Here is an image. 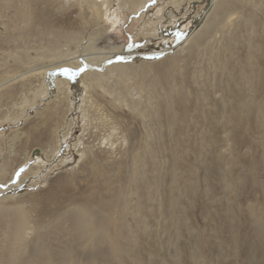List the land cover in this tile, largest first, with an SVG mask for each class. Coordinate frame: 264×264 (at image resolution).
<instances>
[{"label": "rangeland", "instance_id": "obj_1", "mask_svg": "<svg viewBox=\"0 0 264 264\" xmlns=\"http://www.w3.org/2000/svg\"><path fill=\"white\" fill-rule=\"evenodd\" d=\"M109 1L86 26L85 3L0 0V241L22 210L24 257L54 264H261L264 243L248 213L264 214V0H234L243 7L234 24L217 19L202 44L196 34L211 0ZM175 54L173 122L154 80ZM56 79L72 91L74 124L64 132L67 101L60 110L50 102ZM108 124L117 126L113 147L99 142ZM83 141L102 171L82 156ZM86 209L98 215L99 238L72 225Z\"/></svg>", "mask_w": 264, "mask_h": 264}, {"label": "bare ground", "instance_id": "obj_2", "mask_svg": "<svg viewBox=\"0 0 264 264\" xmlns=\"http://www.w3.org/2000/svg\"><path fill=\"white\" fill-rule=\"evenodd\" d=\"M14 1V0H13ZM34 1V0H33ZM134 1V0H133ZM169 2L171 3H175L176 4V1L177 0H168ZM214 0H211V7L208 11H206L207 13L203 16V23H204V27H202L203 29H199V33L196 34L197 37H196V40L198 41V39H200V43L202 44V42L204 41H207L208 37H210V33L213 32V29L212 26L214 24H217L215 23V21L217 19H221V21L224 23V24H227L228 22H230V19L231 17H234V14L238 13L239 12V8L240 9H243V7H240L242 5H240L238 8H234V6L236 7L235 5V2L234 0H218V1H214ZM7 2V1H6ZM4 2V3H6ZM75 3H78L79 6H82L84 3H85V10H83V16H82V21H83V24H85L86 26H89L88 24H92L93 22H97L99 17L101 16V13H102V5H106L107 6V10H110L111 8V3L109 0H74ZM131 2V1H130ZM137 2V1H136ZM213 2V3H212ZM261 2V1H260ZM9 3V2H7ZM13 3V2H11ZM24 3V2H23ZM134 3V2H133ZM21 4V3H20ZM26 4V3H25ZM28 4V3H27ZM8 5V4H7ZM10 5V4H9ZM8 5V6H9ZM142 5V4H140ZM263 5V9H262V12L264 11V3H262ZM20 6V5H19ZM26 6V5H25ZM138 6V5H137ZM144 6V5H143ZM105 7V6H104ZM25 8V7H24ZM109 8V9H108ZM137 8V7H136ZM28 10V9H27ZM27 10H24L23 8H20L19 9V13L21 14H24L26 17L29 16V11ZM16 11V10H15ZM109 12V11H108ZM241 12V11H240ZM106 13V12H105ZM211 14V16H210ZM23 15V16H24ZM31 15V14H30ZM106 15V14H105ZM242 15V14H241ZM263 15V14H262ZM22 16V17H23ZM238 16V15H237ZM246 16V14H245ZM253 16V15H252ZM21 17V16H20ZM21 17V18H22ZM34 18V16H30L29 18ZM209 17V18H208ZM243 17V16H242ZM263 17V20H264V16ZM207 18L209 20H207ZM244 18V17H243ZM254 18V17H253ZM234 19V18H232ZM32 20V19H31ZM240 20V19H239ZM238 21V20H237ZM243 21V20H242ZM241 21V22H242ZM245 22V21H244ZM243 22V23H244ZM115 23V22H114ZM230 23H233L234 22H230ZM30 24V23H29ZM82 24V23H81ZM248 24V22H247ZM95 25V24H94ZM98 25V24H97ZM115 25V24H114ZM221 25V24H220ZM244 25V24H243ZM113 26V25H112ZM202 26V25H201ZM227 26V25H226ZM229 26V25H228ZM239 26V25H238ZM246 26V24L244 25ZM250 26V25H248ZM247 26V27H248ZM93 27V26H91ZM95 27V26H94ZM230 27V26H229ZM85 28V26H84ZM83 28V29H84ZM96 29L98 27H95ZM108 28V27H107ZM106 28V29H107ZM215 28V27H214ZM217 28V26H216ZM222 28V27H221ZM239 28V27H238ZM241 28V27H240ZM224 29V28H223ZM217 30V29H216ZM219 30V29H218ZM243 30V29H242ZM93 31V30H92ZM241 31V30H240ZM248 31V30H247ZM94 32H97V31H94ZM218 32V31H217ZM216 32V33H217ZM235 32V31H234ZM98 33V32H97ZM230 33V32H229ZM248 33V32H247ZM195 37V36H194ZM228 37V36H227ZM211 39V38H210ZM213 39V38H212ZM209 40V39H208ZM196 41V43H197ZM208 42V41H207ZM205 43V42H204ZM194 44V43H193ZM256 45V44H255ZM262 45V44H260ZM164 46V45H163ZM195 47V44L193 45ZM119 47V45L117 46ZM207 47V46H206ZM121 48V47H120ZM161 48V47H160ZM99 49V48H98ZM204 50V49H202ZM161 51V50H160ZM195 51V50H194ZM217 51V50H216ZM259 51V50H258ZM113 52V51H112ZM260 53V52H259ZM170 56V55H169ZM217 57V56H216ZM251 57V56H250ZM103 58V56H102ZM130 58V57H129ZM91 59V58H90ZM94 59V57H92V60ZM217 59V58H216ZM94 61V60H93ZM100 62V61H99ZM164 62V61H163ZM179 62V57L175 54L171 57L168 58L167 56V60L166 62L164 63V66L161 67L162 69L160 70L158 67V73L157 76H156V79L154 80V83L157 85V87H159V89L161 90L162 94L164 95V97L166 98V103L167 105L164 106L166 107L165 111H171L172 112V115H173V110L171 108V105L173 103V101L176 99L175 96L173 95V88L172 86L170 85V81L169 80L170 76H169V69H171V66L172 65H176V63ZM248 62V61H247ZM71 63V62H70ZM251 63V62H250ZM162 64V63H160ZM147 65V64H146ZM159 65V64H158ZM64 66V65H63ZM116 66V65H115ZM148 67V66H147ZM176 67V66H175ZM111 68V67H110ZM122 68V67H121ZM128 68V67H126ZM173 68V67H172ZM109 69V68H108ZM43 70H47V69H43ZM124 70V69H122ZM132 70V69H131ZM136 70V69H135ZM38 71V70H37ZM113 71V70H112ZM128 71V70H127ZM125 72V71H124ZM173 72V70L171 71ZM43 73V71H38L37 74H41ZM36 74V73H34ZM90 72L86 71L83 75H82V84L84 86V88L86 89V94L88 92H90V90L92 89V83L89 81V76ZM44 75V74H43ZM100 76V75H99ZM90 77V76H89ZM96 77V76H95ZM173 77V76H172ZM60 78V77H59ZM44 79V78H43ZM152 79V78H151ZM4 80V79H3ZM255 80V79H254ZM257 81V80H255ZM43 82V80H42ZM259 84H262L263 85V89H264V67L262 68L261 70V73H260V76H259V81H257ZM2 83V82H1ZM175 83V82H174ZM31 84V87L34 89H36L35 91L36 92H39V91H43L45 90V86L44 84H35V85H32L33 82L30 83ZM68 81H64V80H61V79H56V93L54 94V97L50 100V102L53 103V106L54 108L58 109L59 110L62 108V109H65V107H62L61 106V102L62 101H67V108H66V112H67V117H70L71 116V111H72V105H73V99H72V96H71V93L72 91L70 90L69 88V85H68ZM144 84V83H143ZM257 84V83H256ZM261 85V86H262ZM28 86H30L28 84ZM30 87V88H31ZM171 87V88H170ZM143 88V87H142ZM146 88V87H145ZM22 89V88H21ZM11 90V89H9ZM179 90V89H178ZM175 91V90H174ZM180 91V90H179ZM9 92V91H8ZM11 92V91H10ZM34 92V91H33ZM176 92V91H175ZM174 92V93H175ZM47 92H45L46 94ZM48 94V93H47ZM160 95V94H159ZM162 95V96H163ZM2 97V96H1ZM89 97V96H88ZM161 97V96H159ZM182 98V97H181ZM91 99V97L89 98ZM93 100V99H92ZM27 100H25L23 103H25ZM91 101V100H90ZM94 101V100H93ZM241 101V100H240ZM163 102V101H162ZM262 102V101H261ZM51 103V104H52ZM141 103V102H140ZM155 103V102H154ZM94 104V103H92ZM164 104V103H163ZM162 104V105H163ZM174 104V103H173ZM95 105V104H94ZM157 105V104H156ZM243 105V104H241ZM246 107L247 108H251L252 105L250 106V103H245ZM91 106V105H90ZM98 106V105H97ZM92 107V106H91ZM95 107V106H94ZM99 107V106H98ZM163 107V106H162ZM261 105H258V106H255V109L258 110L260 109L261 110ZM262 107H264V101L262 103ZM159 108V106H158ZM231 108V107H230ZM97 109V108H96ZM162 109V108H161ZM232 109V108H231ZM243 109V108H242ZM100 110V109H98ZM241 110V109H240ZM160 111V110H159ZM232 111V110H231ZM235 111V110H234ZM83 112H84V115L86 118L89 117V107L87 108L86 106L84 107L83 109ZM91 112V111H90ZM103 115H104V112H102ZM237 113V112H236ZM234 114V113H232ZM241 114V113H240ZM91 115V114H90ZM101 115V116H103ZM145 115V114H144ZM174 116V115H173ZM92 117V115H91ZM106 118V117H105ZM175 116L171 119L173 122L176 121L175 120ZM94 120V119H93ZM102 121V120H101ZM170 121V120H169ZM103 122V121H102ZM101 123V122H100ZM104 123V122H103ZM237 123V122H236ZM73 124H74V121L72 119V116L70 118V122H68L67 124H65L64 126H62V129L63 132L65 129L68 130H71L73 128ZM93 124V123H92ZM111 124V123H110ZM95 126V125H94ZM236 126V125H235ZM97 127V126H96ZM116 127L115 125H109L106 126L107 130L105 131L104 130V133L101 135V137L99 138V142L101 144H109V147H113L116 142H114V139H113V136H114V133L116 132ZM99 128V127H98ZM62 133V132H61ZM68 133H66L67 135ZM65 136V133L63 134ZM98 136V135H96ZM81 139H82V136H81ZM63 140V139H61ZM115 140H118V137L117 139ZM125 140V138H124ZM81 141V140H80ZM64 142V141H63ZM92 142V140H91ZM90 141H83V144L85 143V145H83V148L81 150V154L83 156V154H87L88 155V160L90 159V162L91 164H93V168L94 169H97L99 172L103 170L102 166H101V157H99L100 155L98 154V152L94 151V146L91 144ZM62 143V142H60ZM64 147V146H63ZM127 152V151H126ZM124 153V152H123ZM177 152L174 150V152H172V155L174 157V162L177 163ZM128 154V153H127ZM84 155V156H85ZM90 165V164H89ZM93 169V170H94ZM173 171V170H172ZM176 173V172H175ZM100 174V173H99ZM124 176V175H123ZM126 177V176H125ZM125 179L124 178H121V180L119 181L120 184L118 185V187L116 188V195H115V199L113 201V203L110 205V210H115V208L118 207V205L120 206L119 202L120 200H122V194L124 192V188H125ZM125 199V198H124ZM123 202V201H122ZM121 203V202H120ZM121 207H123V205H121ZM106 208V211L109 210ZM82 210V209H81ZM113 210V211H114ZM112 211V212H113ZM120 211V210H119ZM105 212V211H104ZM175 212V209H174V205H170V213H174ZM19 215L15 221L13 222L12 224V227L9 228V233H8V236L5 237V239H2L0 241V264H54L53 263V259L51 258V256H37L36 255H30L28 257H24V255L26 254V240L29 236V226L27 225V221L28 220L27 218H25V216H22V210H19L18 211ZM108 213V212H107ZM254 220V223L257 227V231L258 233L260 234L261 236V239H262V242L264 243V214L263 212H258V210L256 209L255 206H250L249 208V213H248ZM94 217H98L97 213H94V212H89V209H86V211L84 212V210L82 212L79 213L78 216H76V218L74 217L72 222H73V227L76 228V230L80 233V235L82 237L84 236H87V235H90V239H95V237L97 236L98 238L101 236V226L102 224L100 223V221H96L94 219ZM179 232V230L177 231ZM120 235H122L120 233ZM97 238V239H98ZM88 239V238H87ZM91 239V240H92ZM89 240V239H88ZM234 243L237 245V241L236 239L234 238ZM95 243V242H94ZM252 250L250 252H248L246 254V259L247 261H252L253 260V257H254V253L256 251V245L255 244H252ZM49 255V254H48ZM51 255V254H50ZM55 261V260H54ZM78 262H74V263H70V264H77ZM261 264H264V261L261 263Z\"/></svg>", "mask_w": 264, "mask_h": 264}, {"label": "snow or ice", "instance_id": "obj_3", "mask_svg": "<svg viewBox=\"0 0 264 264\" xmlns=\"http://www.w3.org/2000/svg\"><path fill=\"white\" fill-rule=\"evenodd\" d=\"M69 70H64V72L67 74V72H68Z\"/></svg>", "mask_w": 264, "mask_h": 264}]
</instances>
